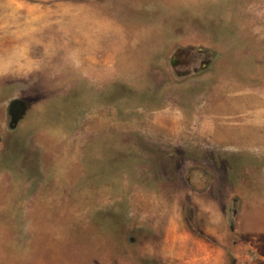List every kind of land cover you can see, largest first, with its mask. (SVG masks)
<instances>
[{
    "label": "rangeland",
    "instance_id": "rangeland-1",
    "mask_svg": "<svg viewBox=\"0 0 264 264\" xmlns=\"http://www.w3.org/2000/svg\"><path fill=\"white\" fill-rule=\"evenodd\" d=\"M0 264H264V0H0Z\"/></svg>",
    "mask_w": 264,
    "mask_h": 264
},
{
    "label": "water",
    "instance_id": "water-1",
    "mask_svg": "<svg viewBox=\"0 0 264 264\" xmlns=\"http://www.w3.org/2000/svg\"><path fill=\"white\" fill-rule=\"evenodd\" d=\"M26 103L21 100H13L8 106L10 116L9 128L14 129L26 112Z\"/></svg>",
    "mask_w": 264,
    "mask_h": 264
}]
</instances>
